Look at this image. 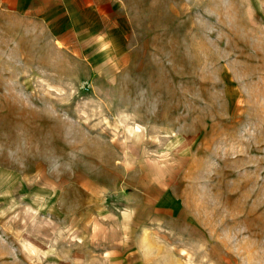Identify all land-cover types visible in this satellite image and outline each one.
Wrapping results in <instances>:
<instances>
[{"label":"rangeland","instance_id":"374dc122","mask_svg":"<svg viewBox=\"0 0 264 264\" xmlns=\"http://www.w3.org/2000/svg\"><path fill=\"white\" fill-rule=\"evenodd\" d=\"M95 1L111 43L76 50L0 0V264H141L98 213L146 231L162 192L161 264H264V0Z\"/></svg>","mask_w":264,"mask_h":264},{"label":"crops","instance_id":"0c3cea01","mask_svg":"<svg viewBox=\"0 0 264 264\" xmlns=\"http://www.w3.org/2000/svg\"><path fill=\"white\" fill-rule=\"evenodd\" d=\"M33 1V0H30ZM38 6H31L29 3V0H20V6L22 8L26 7L25 10H31L33 12H36L37 14L44 12L47 10L49 11L50 15L53 16V21L55 20H62V24L56 31V40L60 42L64 47L71 48V49H87V48H107L110 45V40H108V32L110 28V13L112 11L109 10V8L105 5H110L109 1L106 2L104 5L97 3L95 0H79L77 3L75 2L72 4L69 0H36ZM69 1V2H68ZM106 7V9H105ZM116 11H113L115 13ZM91 17V20H90ZM95 19V23L92 22V20ZM48 22V26L55 27L54 23ZM114 26L115 25V22ZM92 35H85L90 34ZM165 193H161L160 195L156 197H152L150 195H144V198L146 199L145 203L149 202L151 204V210L149 212V215L147 216L148 230L141 232V227L144 223H142V204H139L140 202L131 203L128 211L130 212L129 218H127L126 221L122 223L120 216L115 215L110 210L102 213H98L101 218H108L110 221H108L107 231L111 234V243L116 248H124L125 250H128L127 253H121L116 252L118 255H123L126 253V257L130 260L135 261L136 259L140 261L141 264L144 263V260L141 258V250L144 249H156L157 252L154 254V258L150 260L148 264H152V261H154V264H161L162 256L161 253L162 250L166 251L167 249H177L181 246L178 244H173L172 236L173 233L170 231L168 226H165L166 228V239L163 238L161 241L159 239V232L157 229H164L160 224L155 223L157 219L161 218L164 214H167L169 216H172L173 218L177 217L178 214L175 211L174 208H168L165 209L161 206V202L163 200ZM173 198V197H172ZM177 201H179L178 197H174ZM177 206L180 204V202H176ZM131 208V209H130ZM121 211V215H124V219H126L125 213ZM117 214V213H116ZM153 218V220H151ZM127 225V226H126ZM147 225V227H148ZM126 226V227H125ZM125 233L131 234L134 236L135 234L142 233V239L140 238V235L137 236V240L130 242V244H127V242L131 239H129V236L125 237ZM150 233V234H149ZM170 233V235H169ZM154 235V236H153ZM177 236V235H176ZM149 238V240L144 239ZM133 243V244H131ZM127 245V247H126ZM136 248L138 250V253L140 254V257H136ZM130 250V251H129ZM174 254L173 250L171 252ZM117 255V254H113ZM181 256V255H180ZM182 258V257H181ZM170 263L168 264H183L181 262L180 257H177V255H173L170 258ZM136 260V261H137ZM164 264H167L164 262Z\"/></svg>","mask_w":264,"mask_h":264}]
</instances>
